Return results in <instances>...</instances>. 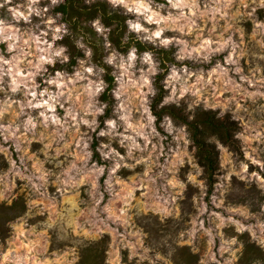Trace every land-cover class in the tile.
Masks as SVG:
<instances>
[{"label": "clouds", "instance_id": "clouds-1", "mask_svg": "<svg viewBox=\"0 0 264 264\" xmlns=\"http://www.w3.org/2000/svg\"><path fill=\"white\" fill-rule=\"evenodd\" d=\"M97 4L106 6V15L97 9L74 32L75 18L68 21L56 11L67 0H0V202L11 205L17 179L29 192L26 210L2 222L10 233L0 236V264H26L29 253L37 262L31 238L37 227L74 249L98 244L103 229L111 241L102 264H113L114 245L127 249L128 264H175L185 237L197 255L191 241L198 233L207 236L209 248L219 238L221 257L228 253L223 264H235L236 251L243 255L239 237L245 233L246 243L264 253V178L249 174L248 162L262 170L264 163L238 131L244 115H264V20L256 16L264 0H83L89 10ZM106 17L112 22L105 23ZM113 17L123 18L119 46L111 38L119 24ZM249 20L255 50L244 42ZM249 54L252 62L242 63ZM224 92L230 95L227 104L217 101ZM208 96L211 102L203 98ZM215 109L216 120L228 114V123L237 124L232 139L241 142L243 159L233 172L242 186L226 183L231 173L215 174L211 185L195 180L188 125L197 111ZM203 139L226 151L217 136ZM195 175L204 169L195 167ZM189 185L198 194L185 195ZM209 188V203L221 211L208 213L205 228L193 213L208 211L203 200ZM226 191L233 197L227 202ZM44 200L59 211L53 214ZM181 206L190 227L154 235V228L180 222ZM45 212L43 221L28 225L34 214ZM225 228L234 230L227 239ZM208 259L219 264L214 255ZM38 264L56 260L41 258Z\"/></svg>", "mask_w": 264, "mask_h": 264}, {"label": "rangeland", "instance_id": "rangeland-1", "mask_svg": "<svg viewBox=\"0 0 264 264\" xmlns=\"http://www.w3.org/2000/svg\"><path fill=\"white\" fill-rule=\"evenodd\" d=\"M261 10H264V9H258L256 12V16L259 17L260 20H264V17L261 16V13H262ZM244 27L247 29L245 40H244L245 45H247L249 50H255L254 42H251L248 39V34H250L251 27H252L251 21L250 20L246 21L244 23ZM251 62L252 61H251L250 54H249V57L246 58V61H242V63H251ZM203 98L208 99L209 102L212 101L211 96L203 97ZM229 99H230V95L226 92L219 94V96L217 97L218 102L225 103V104H227ZM219 110L220 109H215V111L217 112ZM261 121H264V115H253L251 117L244 115V119L241 122H239L240 124L239 131L249 138L248 147H250V149H256V152L252 153L254 158L259 159L261 163H264V123H262ZM252 128H255L256 131L252 132L251 131ZM257 134H259V138H254L257 136ZM221 143L223 144L226 151H224L223 153H220V167L217 173H219L220 175H229L231 173L229 180L226 183H228L230 187L236 185L237 183L241 184L242 186L244 181L238 180V177L233 172V170L235 169L236 172L239 171L237 167L238 158L243 159V155L235 153V151H233L228 145L224 144L222 141ZM240 146H241V142H240ZM33 147H35V145H33ZM93 147H95V144H93ZM193 147L194 145L191 139L189 146H188V152L192 158V165L203 169L202 165L198 161V158L196 157V151L195 152L192 151ZM13 158L14 159L16 158L15 155L13 156ZM61 159H63V157H61ZM248 163H249V169H248L249 174H251L252 172H257L262 178H264V170H262L258 164H252L250 161ZM46 167H50V166L46 165ZM185 167H189V165L187 164V159L185 162ZM195 167H193V174H194L195 180L197 182L208 184L207 179L205 180V177H206L205 172H204V175L197 176L195 175ZM21 189H22V182L19 179H17L15 187L12 188L11 193L8 197V199H11L12 201L11 204H13L19 198H22L26 204V198L29 196V192L27 190L22 191ZM141 192H142V189L136 190L135 195L137 199H140ZM252 192L253 194H258L255 192L254 184L252 187ZM193 193L198 194V189H196L192 185H189L187 192L184 194L190 196ZM49 194H51V189H49ZM210 195H211V191L209 190V194L205 196L203 200V203L207 205L208 211H206L203 216H200L199 213H196V212L193 213V217L196 218L197 223L199 222V220L204 221L205 228L209 227V224H210L208 213L221 211L220 208H216L215 206L209 203ZM224 196H225V202L233 199V197L230 196L227 191L224 193ZM0 203L8 204V201L6 199L5 201L0 202ZM41 204H47L48 208L51 209L53 214L59 211L58 204L54 203L53 201L44 200V201H41ZM25 210L26 208L22 210V206H18V205L16 206L15 209H12V210L0 207V236L8 235L10 233L9 229L2 228V222L7 219H12L14 216V213H23ZM33 212L35 213V209H33ZM47 214H48L47 212H45L44 215L34 214L33 217L29 219L28 225L35 226L38 221H43L46 218ZM132 219L134 222L135 217L133 216ZM111 227L115 228L114 225H112ZM185 227H190V223L183 216V207L181 206V219L179 223L173 225L171 221H168L167 225L158 226L157 228H154L152 231H153V234L155 235L158 230L169 231L173 229L178 230L179 228H185ZM27 230L28 229L26 227L25 231L27 232ZM118 231L121 235L123 234V228H120ZM42 232H43V235H41ZM223 232L225 234L226 239L230 235L234 234V230L230 228L223 229ZM31 238L37 244L36 252L38 253V260L41 258H48V259L56 260V264H77L81 257L82 248L74 249V247L71 244H68L67 246L65 244H57L56 239H55V233L51 230L45 231L41 227H37L36 232L33 233ZM103 238H106L107 244L111 241V237L108 235V233L104 231L103 229H101L97 239L99 241V240H102ZM239 239L244 241L243 236L239 237ZM206 241H207V236L200 235L199 233L197 234V238L191 241V244H194L199 249V252L197 253L199 255V259L203 258L205 260V264H215V262H212L208 259L210 255H214L216 257V261H218L219 264H223V260L224 258L228 256V253H225L224 257H221L220 252H219L221 241L219 240V238L215 239L214 245L211 248L208 247ZM118 242H119V237H117L116 243ZM184 246L190 247L189 243L187 242V237H185ZM238 248H239V244L233 246V250H236ZM54 250H59L58 255L56 257H53L51 255V253ZM20 251L24 252V249L21 248ZM113 252H114L113 264H128L127 249L116 247L114 245ZM236 256H237V260L235 261V264H243L241 261V258H242L241 251H236ZM38 260L37 262H34L32 260V254L29 253L26 264H38ZM145 264H147L146 261H145Z\"/></svg>", "mask_w": 264, "mask_h": 264}, {"label": "trees", "instance_id": "trees-1", "mask_svg": "<svg viewBox=\"0 0 264 264\" xmlns=\"http://www.w3.org/2000/svg\"><path fill=\"white\" fill-rule=\"evenodd\" d=\"M97 9L105 11L107 13L106 6L103 4H97L92 7L91 10L87 6L83 5V0H67V6H60L56 11L63 12L65 19L72 21L75 18V22L72 23L73 31L80 29L82 21L90 19L96 15ZM261 16L264 17V10H261ZM112 19L119 21L118 27L112 33L113 42L119 46V37L123 35V32L120 31V26L122 25V17H113ZM112 20L106 17L105 23H111ZM84 31H91L90 29H84ZM119 33V35L117 34ZM64 43H69V40L66 38ZM143 49V45H137ZM71 47V45H70ZM74 54L75 49L72 48ZM101 54V49L96 50V59L98 60ZM164 58L167 60L170 58L169 53H161ZM75 63V61H73ZM159 100V97L157 98ZM215 110H209L208 112L197 111L195 119L188 126L192 131V141L196 149V157L198 158L199 163L202 165L205 176L207 178L208 185L215 183L214 175L217 174V171L220 167V152H218L214 146L204 143V136H217L224 144L228 145L235 153L242 154L240 151V142H234L232 139V131L237 128L236 123H228V114L225 116L224 121H218L215 119ZM178 119L182 120L184 123H188L186 117L183 115L177 114ZM203 128V131H201ZM240 129V124L238 131ZM211 191V188H209ZM22 206V210L26 208L25 201L22 198L16 200L13 204L9 205L6 203H0V207L5 209H15L16 206ZM18 214V213H14ZM247 234L243 235L245 241V248L243 250V255L241 261L243 264H250V261L256 258H259L261 261H264V253L260 251L258 247L249 245L246 243ZM107 245L106 238L99 240L98 244L82 248L81 257L77 264H102L104 259V251ZM199 260V255H192L189 251L188 246H183L177 249V252L174 257L175 264H197Z\"/></svg>", "mask_w": 264, "mask_h": 264}]
</instances>
